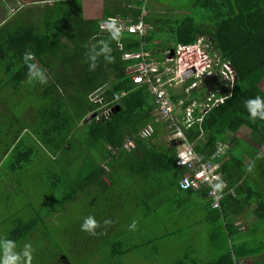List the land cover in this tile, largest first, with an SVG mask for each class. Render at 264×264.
Masks as SVG:
<instances>
[{"label":"trees","instance_id":"16d2710c","mask_svg":"<svg viewBox=\"0 0 264 264\" xmlns=\"http://www.w3.org/2000/svg\"><path fill=\"white\" fill-rule=\"evenodd\" d=\"M34 3L0 28V207L7 209L0 238L14 241L17 252L25 243L38 248L33 264H239L259 256L250 264H264V121L251 120L244 107L249 99L264 98V0ZM144 5L145 35L122 34V50L110 34L99 33L111 17L130 16L137 23ZM199 38L219 56L230 82L205 81L186 94L189 80L170 94L184 107L203 102L211 85L226 96L185 131L205 158L218 143L229 144L218 208L207 197L209 188L180 190L187 171L175 164L177 147L158 131L165 125L154 124L149 139L138 136L153 121L154 97L147 85L133 81L142 61L122 58L144 51L163 62L166 52ZM100 41L108 42L114 59L109 63L101 54L90 70V49L99 51ZM26 52L33 54L29 63L45 70L46 84L29 81ZM97 91L105 103L120 96L112 104L120 110L84 122L99 115L90 98ZM242 128L250 132L246 143L238 135ZM129 138L134 148L125 150ZM38 164L45 168L42 175L34 172ZM36 173L41 181L34 182ZM39 184H46V197L34 205ZM87 199L90 208L80 212L75 229L65 228L67 243H61L54 235L58 226L47 221ZM87 216L98 222L96 235L80 229ZM252 216L248 229L237 225ZM133 219L137 228L129 231ZM50 226H56L54 234Z\"/></svg>","mask_w":264,"mask_h":264},{"label":"built area","instance_id":"2783aa9c","mask_svg":"<svg viewBox=\"0 0 264 264\" xmlns=\"http://www.w3.org/2000/svg\"><path fill=\"white\" fill-rule=\"evenodd\" d=\"M140 10L142 13L138 17L137 23H132L130 16L112 17L116 21V27L120 29V36L124 33L145 35L146 26L143 18L147 15V12L145 6L141 7ZM108 19L100 24V34H109L106 28L101 27ZM118 47L120 50L123 49V45L119 40ZM172 53L174 55L173 58H169ZM122 58L123 60L140 59L142 61V68L133 77V81L135 84L147 85L154 97L153 121L144 126L138 136L142 139H149L155 134L154 124L165 125L168 140L177 144L175 164L177 167L184 168L187 171L179 182L180 190L197 191L203 187L209 188L207 197L212 200L213 207L218 208L224 193L222 191L220 193L213 192L209 181L212 183L223 181V189L226 187L221 166L222 157L229 144L218 143L215 152L209 158H205L203 155L196 153L194 144L187 139L185 131L202 122L208 111L212 107L221 104L226 99V96H220L222 90L213 87L203 102L192 101L191 104L184 107L182 100L174 102L171 99L170 90L182 88L186 81L192 80L190 86L185 89V93L189 94L193 89H200L205 81H209L211 77H214V80L229 83V72L225 65L217 54L211 53L209 43L204 38H199L193 45H179L176 50L166 52L163 62L152 58L150 52L144 51L125 52ZM192 69H194V73L186 79L183 78V74ZM224 87L227 88V85L225 84ZM90 98L94 104L99 105V115L95 113L96 118L99 119L110 116L113 111L112 104L119 100L120 96L115 95L113 102L105 103L104 97L97 91ZM123 148L125 150L134 148L133 140L127 139L123 144ZM217 177L218 180L214 179ZM185 182H187V186L182 187L181 185L185 184ZM246 263L245 260L239 261V264Z\"/></svg>","mask_w":264,"mask_h":264},{"label":"clouds","instance_id":"9594fccd","mask_svg":"<svg viewBox=\"0 0 264 264\" xmlns=\"http://www.w3.org/2000/svg\"><path fill=\"white\" fill-rule=\"evenodd\" d=\"M101 27L106 28L108 30L110 34L109 38L111 40H119L120 29L116 27V21L113 20L112 17L109 18L107 21H105L101 25ZM99 43L101 45L99 51H96L95 46H93V48L90 49V53L88 56V59L92 61V63L89 66L90 70L95 69L96 67L95 61L97 57L100 56L101 54L104 55L105 60L108 61L109 63H111L112 60L114 59L111 55H109V53L111 52V48L109 47L108 42L100 41ZM23 59L28 69L27 76L29 81L38 82L39 84L42 85L46 84L47 77L45 75V70L38 67L35 63H29V61L33 59V54L30 52H26L24 54ZM244 107L246 108L249 114V118L251 120L255 121L259 119L261 121H264V98H261L260 96H256L255 98L249 99L245 101ZM168 142L170 141L168 140ZM173 144H175L174 146L177 147L176 143ZM182 162H186V161H182ZM248 171L249 172L252 171L251 166L248 168ZM214 179L218 180V177ZM209 183L212 191L215 193H220L224 187L223 181H219L217 183H212L211 181H209ZM181 186L182 187L187 186V182H185V184H182ZM104 223L108 224L110 223V221L105 220ZM97 227H98V222L93 216L85 217L82 224L80 225L81 231H84L90 235H96L95 229ZM136 228H137V220L133 219L131 223L128 225V230L135 231ZM15 249H16V244L14 241L0 238V264H21V261H23V264H31L32 245L30 243H25L20 252L15 251Z\"/></svg>","mask_w":264,"mask_h":264},{"label":"rangeland","instance_id":"374dc122","mask_svg":"<svg viewBox=\"0 0 264 264\" xmlns=\"http://www.w3.org/2000/svg\"><path fill=\"white\" fill-rule=\"evenodd\" d=\"M156 5V8L159 9V5L158 4H155ZM173 53L169 55V58H173ZM183 65V64H181ZM215 78L214 77H211V79L209 81L211 82H214V81H217V80H214ZM214 80V81H213ZM213 85H211L209 88H212ZM260 88L262 89V91L264 92V80L261 82L260 84ZM181 89L180 87L178 89H175L176 92H179L178 90ZM174 90V89H173ZM163 130H160L159 129V132L160 134L162 135L163 139L165 141H167L168 143V136L166 135V129L165 128H162ZM155 132H156V128H155ZM249 130L246 129V128H242L238 135L240 136V138L242 139V141H244L246 143V137H249ZM168 145V144H167ZM31 171H33L31 169V167L29 168ZM44 166H36V168H34V172L37 171L39 172L41 175H42V172L44 173ZM31 176V175H30ZM36 176L37 178H34V182L37 181V180H42V176H40L39 174L36 173ZM6 177V176H4ZM37 184V183H36ZM35 185V184H34ZM3 193V191L0 189V194ZM46 184H39L38 186L34 187V194L32 196V203L34 205L38 204L40 201L44 200L45 197H46ZM90 199V198H88ZM88 199L87 200H81V202L78 203H72L70 207H65V211L63 212H60L59 215H56V217H52L50 221H47L48 224H54V225H57V229L59 228V232L58 234H54V229H56L55 227L53 226H50L49 229L50 231L52 232V234L54 235H57V240L60 241L61 243H67V240L65 239V228H70V230L68 231H71L72 229H75V224L77 222H79V220L82 218V214H80V212H84L85 208H90L91 206V203L88 202ZM13 201V200H12ZM82 202H84L83 206H82ZM18 204V201L15 202V206ZM14 206V207H15ZM5 205L2 204V206L0 207V222H2L4 220V216L2 214V212L4 213L5 211L7 212V209L4 208ZM254 216L252 217H249L247 218V220L245 221V223L241 224V221H239L237 223L238 226H241L242 230H246L248 229V225L254 220ZM76 222V223H75ZM3 230L1 229L0 227V234L3 236ZM64 232V234H63ZM38 248L35 249V247H32V260H31V264H33V262H35L34 258H35V255L37 254L38 255ZM21 250H19L20 252ZM263 257L262 256H259V257H256V258H253V259H248V260H245L247 263L246 264H250V263H254V262H257L259 260H261ZM21 264H23V261H21Z\"/></svg>","mask_w":264,"mask_h":264},{"label":"crops","instance_id":"0c3cea01","mask_svg":"<svg viewBox=\"0 0 264 264\" xmlns=\"http://www.w3.org/2000/svg\"><path fill=\"white\" fill-rule=\"evenodd\" d=\"M34 2L35 0H0V28L8 22H15L19 18L20 12L34 7V4H36ZM45 3L46 1H40L38 4L43 5ZM162 128L166 129L165 126H162L159 129L163 130ZM164 142L167 141L164 140Z\"/></svg>","mask_w":264,"mask_h":264},{"label":"water","instance_id":"95a60500","mask_svg":"<svg viewBox=\"0 0 264 264\" xmlns=\"http://www.w3.org/2000/svg\"><path fill=\"white\" fill-rule=\"evenodd\" d=\"M193 73H194V69L189 70V71H187V72H185V73L183 74V78L186 79V78L190 77ZM119 110H120V107H119V106H116V107L114 108V110H113V113H116V112H118ZM95 117H96V115H95V114H92V115L88 116V117L85 119L84 122H88V121L94 119ZM174 145H175V144H174Z\"/></svg>","mask_w":264,"mask_h":264}]
</instances>
